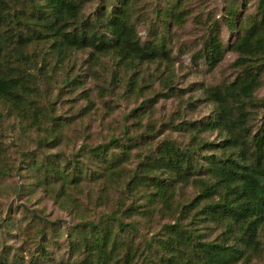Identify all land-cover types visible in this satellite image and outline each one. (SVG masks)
Listing matches in <instances>:
<instances>
[{
    "label": "trees",
    "instance_id": "trees-1",
    "mask_svg": "<svg viewBox=\"0 0 264 264\" xmlns=\"http://www.w3.org/2000/svg\"><path fill=\"white\" fill-rule=\"evenodd\" d=\"M151 2L0 0V130L17 125L42 150L16 145L28 159L12 165L0 141V178L20 172L18 192L40 190L69 218L23 207L15 227L24 246L0 238V264L264 261V0L246 14L247 0H226L221 18L194 13L188 0ZM228 52L230 77L177 86L181 54L189 61L179 68L212 72ZM126 96L135 101L118 135L49 152L97 104L111 115ZM174 97L177 120L147 119ZM197 103L208 114L179 118ZM64 104L75 111L60 113ZM7 218L0 234L13 226Z\"/></svg>",
    "mask_w": 264,
    "mask_h": 264
},
{
    "label": "rangeland",
    "instance_id": "rangeland-1",
    "mask_svg": "<svg viewBox=\"0 0 264 264\" xmlns=\"http://www.w3.org/2000/svg\"><path fill=\"white\" fill-rule=\"evenodd\" d=\"M148 1V7L151 8L154 2H151L152 0ZM255 1L256 0H247L246 6L240 7L239 10L245 14L252 12L254 10ZM187 3L189 5V9L191 8L194 13H200L203 11L204 16L208 15L211 17L221 18L226 0H188ZM188 23L185 26V29L195 31L196 28L194 29L193 24ZM222 30L223 39L226 41L225 39H227V36L230 37L232 34H230L223 26ZM179 57V61L175 63L176 68H178L176 70L178 87H186L190 82H196L199 85L203 84L205 86L210 84L213 85L222 81L224 78L230 77L232 75V70L230 69L229 64L235 58L231 52H228L224 58V61L214 71L204 72V70H202L192 72L190 67L179 68L180 63L183 65L188 63L189 56L187 54H181ZM97 69L99 70V67ZM105 74L107 75V73ZM263 92L264 87L260 94ZM183 97L186 98V94ZM134 101L135 99L133 97H120L116 101L117 108L111 115L106 112L103 103L97 104V111H95L94 114L91 113L89 118L84 119L81 122H77L78 130H72L69 134L70 136L64 140V144L60 145V147L57 149L54 148L49 150V152L54 153L57 150H61L65 155H69L70 152L76 150L79 147V144L81 143L84 136H86L89 145H94L95 143H103L107 141L111 134L118 135L119 131L121 130L122 123L125 122L124 115L132 107ZM178 110H180V108L179 99L177 97L170 98L168 100H161L159 104H157L154 113L150 117H147V119L167 120L171 116H174V119L177 120L178 118L175 116V113ZM74 111L75 109L69 108V104L61 105L59 110L60 113L67 114H70ZM208 112L209 106L206 103H197L195 108L192 110L187 108L185 114H180L179 118L183 116L186 119H196L203 117L204 115L208 114ZM10 121L13 122L12 120ZM9 126L6 128L2 126L0 130L2 135L0 137V141L4 145H9L8 152L11 153L7 161L12 165L17 164L20 166H25V162L22 163L21 160L26 161L28 157L21 156V153L19 154V152L16 151V145L19 146L21 150L33 151L35 155L42 153V150L37 148L36 143L34 142V135L31 136V139H26V137L20 135V130L18 129L17 125H14L15 127ZM171 136L178 137L175 133L171 134ZM207 138L213 139L214 134H207ZM12 142H14L15 145H13ZM136 161L137 159L133 157L131 165H133ZM4 162L5 161H0V164ZM18 174L12 173L11 176L0 178V217H8L7 219H11L13 222V226L8 231L4 229V231L0 234V238L2 239V244L9 245L11 250H14L12 248L18 249L24 246V242L22 243L24 235L22 234V231L16 232L15 226L21 223V226L23 227L25 223L23 216L26 209H41V216L46 217L49 220L61 218L69 223V218L64 213H62L50 200L43 199V195L40 190H38L34 195H27L25 190L26 187H22L20 192H18L19 190H17L16 185L21 184V181H24V178ZM87 185L94 189V185L92 183ZM258 264H264V261H260Z\"/></svg>",
    "mask_w": 264,
    "mask_h": 264
}]
</instances>
